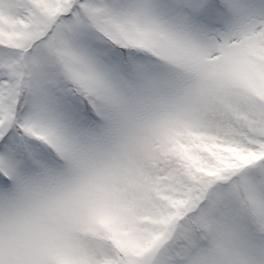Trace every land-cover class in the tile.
I'll list each match as a JSON object with an SVG mask.
<instances>
[{
  "label": "snow or ice",
  "instance_id": "obj_1",
  "mask_svg": "<svg viewBox=\"0 0 264 264\" xmlns=\"http://www.w3.org/2000/svg\"><path fill=\"white\" fill-rule=\"evenodd\" d=\"M0 264H264V0H0Z\"/></svg>",
  "mask_w": 264,
  "mask_h": 264
}]
</instances>
